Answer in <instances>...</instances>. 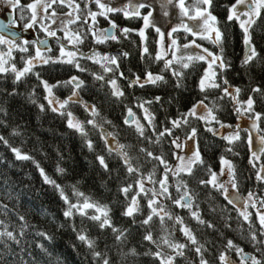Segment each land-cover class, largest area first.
Here are the masks:
<instances>
[{"label":"snow or ice","instance_id":"obj_1","mask_svg":"<svg viewBox=\"0 0 264 264\" xmlns=\"http://www.w3.org/2000/svg\"><path fill=\"white\" fill-rule=\"evenodd\" d=\"M6 7L18 11L19 16L10 12L7 19H0V81L10 78L12 85L10 90L5 88L4 93L12 97L19 95V85L34 78L36 84L28 93V99L41 112L56 114L68 130L80 137L83 147L92 155L89 163L100 187L112 196L86 194L80 189V180L70 185L58 183L32 156L13 146L5 135H0V144L10 150L16 161L32 160L43 182L57 193L63 202V220L55 225L56 229H70L76 241L71 247L87 264H116L106 242L108 237L117 247L121 264H128L129 257L134 258L135 264V259L141 256L147 257L149 264H178L179 260L188 259V253L194 257L191 264H210L209 256L213 251L209 242L201 243L197 230L218 232L219 229L211 219L205 218L202 196L210 197L208 211L212 213L217 210L216 201H220V214L226 217L224 226L228 229H231L229 209L237 211L247 223L248 240L254 249V252H246L233 239H226L222 249L214 255L215 264H233V255L237 264H264V211L260 210L264 208V197L257 199V194L249 191L242 200L234 163L221 154L214 166L206 162L200 147L201 128L212 137H219L224 142V152L233 154H238L234 153L237 142L245 143L251 150L255 140L253 130L264 131L260 127L264 124V112L255 109V97L264 96V87H251L247 98L241 99L245 89L230 83L225 75L232 68L225 55L229 42L226 30L234 24L241 29L244 46L241 67L251 72L261 64L264 72V44L258 46L253 36L257 27H264V0H234L223 4H217V0H163L159 5L160 19L151 0H29L26 3L8 0ZM217 9L224 13L223 21L214 14ZM117 17L142 20L143 27L121 26ZM101 19L107 27L100 26ZM149 28L159 37L160 51L155 48L150 51L145 32ZM33 29L42 33L43 38L23 37V32ZM133 32L141 41L140 58L162 61L164 72L170 73L175 81V88L186 87L184 82L196 64L202 69L196 83L198 99L187 111L177 109L175 117L166 116L163 127L150 111L153 104H162V97L156 95L141 100L131 96L129 99L126 89L167 83L166 76L146 69L122 71L121 61L129 58L130 53L119 49L113 53L101 48L109 42L120 44ZM181 33L183 41L179 38ZM52 41L57 45L58 55L55 56L51 55ZM198 41H210L213 49ZM14 53H18L19 58ZM53 65L67 66V79H46L45 66ZM89 78L93 86L105 90L100 100L95 96L84 99L82 93L89 91L86 82ZM37 89L42 90V97L37 95ZM65 89L66 96L57 95ZM41 99L43 102H38ZM224 101L231 104L228 111L234 113L236 121L248 117L250 128L221 119ZM116 106L121 109L118 122L104 114ZM74 107L82 119L76 115ZM0 113L7 115L3 108ZM192 121L196 122L195 126ZM181 129L183 139L179 134ZM121 133L125 135L122 137ZM19 134L13 129L10 135ZM122 139L128 142L122 143ZM164 140L170 145V158L153 150ZM259 141V151H251L249 163L253 167L264 156V136H259ZM150 163L153 168L148 170L146 165ZM56 172L64 175L66 170L58 166ZM256 179L264 182V161L259 165ZM249 208H257L256 224ZM0 209L5 213L9 211L3 200H0ZM16 219L21 223L19 233L10 223L0 220V241L19 245V238L25 236L27 221L18 213ZM178 233L183 240L178 239ZM134 234L140 237L138 243L143 250L132 246L124 251L119 247ZM36 235L46 241L54 239L43 230H37ZM37 247L44 250L43 244Z\"/></svg>","mask_w":264,"mask_h":264},{"label":"trees","instance_id":"obj_2","mask_svg":"<svg viewBox=\"0 0 264 264\" xmlns=\"http://www.w3.org/2000/svg\"><path fill=\"white\" fill-rule=\"evenodd\" d=\"M3 2H8V0H0V3ZM22 2L26 3L29 0H22ZM231 2H234V0H217V4ZM214 14H217L223 21V12L217 9ZM14 15L18 17L19 12L14 11ZM117 23L131 28L143 27V21L138 19L124 20L122 17H117ZM100 26L107 27V24L101 19ZM221 27L223 28V24ZM33 30L37 33L36 37L34 36L35 38H43L42 33L36 29ZM226 31L229 42L226 45L225 55L231 61L232 68L225 75L230 83L245 89L241 94V99H246L247 95L250 94L249 90L251 87L257 85L264 87V72L261 71V64H258L251 72L241 67L244 46L241 39V29L238 24H234ZM145 32L148 37L150 51L153 48L159 51L158 37L155 35L154 29L149 28ZM253 36L258 46L264 44V27H257L253 32ZM179 38L183 41L184 34L181 33ZM154 41L155 43H153ZM52 42L53 52L51 55L54 56L56 54L54 50L56 43L55 41ZM198 42L203 43L210 50L213 49L210 41ZM138 45H141L140 38L136 32H133L127 40H122L120 44L109 42L101 46V48L104 51H112L113 53L117 49L130 53L129 58L121 61L122 71L131 69L133 72H139L146 69L166 76L167 83L158 84L157 86L146 85L143 89L139 87L126 89V93L130 94L129 99H131V96H135L141 100L145 98L150 99L156 95L162 97V104H153L150 111L155 113L157 123L163 127L162 122L166 116L170 118L175 117L177 109L181 112L187 111L191 107V104L198 99L199 93L196 83L198 75L202 74V69L199 64H196L184 82L186 87L177 89L174 87L175 81L170 77V73L164 72L163 62H156L151 58L141 59L139 53L142 49ZM84 50L87 51V48ZM14 55L19 58L18 53H14ZM177 68L179 69V65H177ZM45 69L44 77L46 79H67L68 77L69 69L65 65L45 66ZM71 72L72 74H76L75 70H71ZM86 82L89 83V91L82 93L85 100H88L90 96H95L97 100L103 98L105 93L103 88L93 86L90 78ZM120 83L124 84L123 81ZM35 84V79L29 78L25 83L19 85L17 91L20 94L12 97L6 95L3 91L5 88L11 89V79L0 81V108L5 109L7 112L6 116L0 113V135H5L13 146L19 147L22 152L32 156L33 160L39 163L46 173L56 179L58 183L70 185L76 180H80V189L86 194L96 196L98 193H103L105 197L112 196V193L100 187L99 181L89 163L92 160V155L83 147L80 137L68 130L65 122L56 114L50 111L41 112L37 106L30 102L28 93ZM67 94L68 91L66 89L61 93H57L61 97ZM37 95L42 97L43 92L41 89H37ZM255 100L256 111L264 112V96L257 95ZM38 102H43V100L41 99ZM132 103L135 104L136 101L132 100ZM230 108L231 104L224 101L221 119L226 123L235 124L237 121L234 119V113H229L228 110ZM73 110L77 116H80L81 119L83 118L75 107ZM120 113V107L116 106L110 112L106 111L104 114L109 119L118 122ZM138 115H142V113H138ZM243 119L250 121L247 116ZM192 123L194 126L196 125L195 121H192ZM260 127L264 128V124H261ZM13 129H16L20 134L17 136L10 135ZM179 134L183 139L184 130H179ZM124 135V133H121L122 137ZM243 135L245 134L242 133ZM258 135L264 136V131L258 133ZM121 142L127 143L128 141L122 139ZM223 144L224 142L219 137H212L210 134L204 132L202 128L200 129V147L204 153L206 162L212 163L215 166L219 156L224 154L236 167L241 199H245L249 191L257 194V199L264 197V182L257 181L256 179V173L259 170L261 161H264V156L261 157V161H256V167H253L249 163L252 158L250 149L245 143L237 142L234 146V153L238 154L225 153ZM169 149L168 140H164L160 145L153 147L154 151L162 152L165 157L170 158ZM133 155L135 156V153ZM58 166L66 170L64 175L56 172ZM146 168L151 170L153 164H147ZM192 184L195 187V181ZM5 193L8 195L6 196ZM201 199V207L205 211V218L211 219L219 229L218 232H212L210 229L197 230V236L201 243L209 242L208 246L213 251V255L209 256L210 264H215L214 255L216 251L222 249L226 239H233L246 252H254L248 240L247 223L243 221L242 217L238 216L237 211L229 209L231 229H228L224 226L226 217L220 214V201H216L215 206L217 210L215 213H212L208 211L210 197L202 196ZM0 200L7 203L9 207L7 213L3 209H0V220L10 223L17 233L20 231L21 223L16 219V214L24 215L27 221V226L24 228L25 236L23 238L18 237L20 239L19 245L8 240L0 241V264H24V262H27V264H87L84 257L77 254L71 247L76 241L70 229L66 228L62 231H57L56 229L55 225L63 220V202L59 199L57 193L50 185L43 182L40 172L32 160L16 161L14 155L3 144H0ZM248 210L253 213L252 220L256 224L257 220L254 210L251 208ZM37 230L48 232L54 236V239L51 241L44 240L42 237L36 235ZM177 237L183 240L181 234L178 233ZM139 240L140 237L134 234L130 241L125 242L124 245L119 247L124 251H127L132 246H137L138 249L143 250V246L138 243ZM106 242L112 249L116 264H121L117 247L113 245L111 237H108ZM38 244L44 245L43 251L37 247ZM231 258L233 264H236L237 258L234 255ZM133 259L129 257L128 264H133ZM192 259L194 257L191 253H188V259H181L178 261V264H191ZM135 264H149L148 258L141 256L135 259Z\"/></svg>","mask_w":264,"mask_h":264},{"label":"rangeland","instance_id":"obj_3","mask_svg":"<svg viewBox=\"0 0 264 264\" xmlns=\"http://www.w3.org/2000/svg\"><path fill=\"white\" fill-rule=\"evenodd\" d=\"M151 2L154 4V6L156 7V9H157V11H156V17L158 18V19H160V18H162L161 17V10H160V8H159V5L161 4V3H163V0H151ZM7 4H8V2H3V3H0V16L2 17V18H5V14L6 13H10V12H12V14L14 15V11L12 10V9H9V8H7L6 6H7ZM172 11H178V10H172ZM15 14H16V12H15ZM172 20H173V22L175 23L176 22V17L173 15L172 16ZM27 33H28V35H26L24 38H27V39H29V40H35L36 38V32L34 31V30H30V31H27ZM43 35V34H42ZM35 36V37H34ZM42 39V38H41ZM158 41H159V37H158ZM170 42V41H169ZM53 43V42H52ZM52 43H51V46H52ZM55 51H56V54H54V56L55 55H58V51H57V45H56V48L54 49ZM158 50L160 51L161 50V48H160V45H159V43H158ZM238 122V121H237ZM236 122V123H237ZM239 123H241V125L243 126V127H245V128H250V126H251V121H248V120H246V119H241L240 121H239ZM253 136L255 137V140H254V145H253V148L250 150V153H251V151H259V148L261 147V145H260V141H259V135H258V133L255 131V130H253ZM184 153H181V155H183ZM246 199V198H245ZM243 200V199H242ZM257 207L259 208V205H257ZM252 210H254V212H256L257 211V208H251ZM260 210L261 211H264V209H261L260 208ZM237 264V263H236Z\"/></svg>","mask_w":264,"mask_h":264},{"label":"water","instance_id":"obj_4","mask_svg":"<svg viewBox=\"0 0 264 264\" xmlns=\"http://www.w3.org/2000/svg\"><path fill=\"white\" fill-rule=\"evenodd\" d=\"M8 15H9V13H6V14H5V18H2V17L0 16V19H7ZM12 31H16V30L13 29ZM26 34H27V31H26V32H23V33H22L23 37H24ZM17 35H21V33H20V32H17ZM40 47H41V48H44L45 46H44V45H40ZM243 56H244V53H243Z\"/></svg>","mask_w":264,"mask_h":264}]
</instances>
